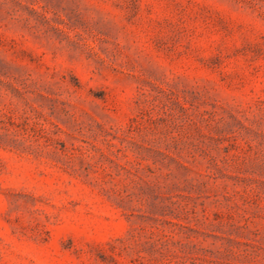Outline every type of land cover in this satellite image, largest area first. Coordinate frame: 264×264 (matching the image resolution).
<instances>
[{"label":"rangeland","instance_id":"rangeland-1","mask_svg":"<svg viewBox=\"0 0 264 264\" xmlns=\"http://www.w3.org/2000/svg\"><path fill=\"white\" fill-rule=\"evenodd\" d=\"M0 264H264V0H0Z\"/></svg>","mask_w":264,"mask_h":264}]
</instances>
